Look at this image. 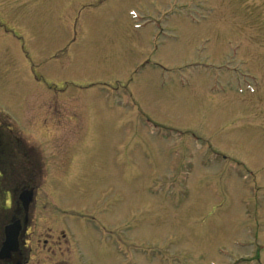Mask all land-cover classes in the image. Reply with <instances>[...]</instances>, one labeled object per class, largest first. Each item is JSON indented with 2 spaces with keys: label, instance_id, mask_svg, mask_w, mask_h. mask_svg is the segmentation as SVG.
<instances>
[{
  "label": "rangeland",
  "instance_id": "374dc122",
  "mask_svg": "<svg viewBox=\"0 0 264 264\" xmlns=\"http://www.w3.org/2000/svg\"><path fill=\"white\" fill-rule=\"evenodd\" d=\"M0 112L41 264H264V0H0Z\"/></svg>",
  "mask_w": 264,
  "mask_h": 264
},
{
  "label": "flooded vegetation",
  "instance_id": "af4514ba",
  "mask_svg": "<svg viewBox=\"0 0 264 264\" xmlns=\"http://www.w3.org/2000/svg\"><path fill=\"white\" fill-rule=\"evenodd\" d=\"M6 123V121L0 120V127L3 128L2 131L9 133L14 132L8 123L10 127L4 125ZM5 147L6 145L0 140V264H41V260L34 258L35 249L32 241L33 233H36L33 228H37L41 224V222L35 218V211L38 208L39 200L37 195L38 192H36V188L30 187L31 183L36 184L35 181H38V175L35 172L37 169L32 170L30 168V166L33 165V160L30 152H28L25 147L16 148L19 156L15 157L13 160L8 157L11 148L5 150ZM13 153L16 154L15 151H13ZM53 167L55 166L52 165V167L48 168L55 171ZM23 195L32 196L33 200L29 205H24L22 199ZM101 229L105 232V239L107 241L111 240V237L112 239L114 238V235L108 233L104 227H101ZM38 231L41 230L39 229ZM58 232L57 236H52V234L47 231L37 243L43 244L45 248L48 247V250L52 251L54 256L56 254L55 251L57 252V250L63 249H66V252L71 255L76 249V246H74V238L69 236L65 231ZM12 233L14 243L11 246L14 250L4 255L2 250L4 246H9L7 242ZM113 241L116 244L119 242L118 240L117 242L116 239H113ZM113 247L114 251L120 254L126 246ZM128 247L129 246L126 247L127 252L133 250L131 249L132 246H130V248ZM78 260H84V264H87L85 261L86 259L84 256L82 257L81 254H79ZM81 261H77V263L81 264ZM49 264L75 263L60 260L56 263L51 262Z\"/></svg>",
  "mask_w": 264,
  "mask_h": 264
},
{
  "label": "water",
  "instance_id": "95a60500",
  "mask_svg": "<svg viewBox=\"0 0 264 264\" xmlns=\"http://www.w3.org/2000/svg\"><path fill=\"white\" fill-rule=\"evenodd\" d=\"M22 199H23L24 205H29V203L33 200L31 195H23ZM12 236H13V233H12ZM12 236H11V238H12ZM11 238L9 240L10 245H12V243H13V240ZM13 250H14V248L12 246L11 247L5 246V249H3L2 252L4 255H6L7 253H9Z\"/></svg>",
  "mask_w": 264,
  "mask_h": 264
},
{
  "label": "bare ground",
  "instance_id": "6f19581e",
  "mask_svg": "<svg viewBox=\"0 0 264 264\" xmlns=\"http://www.w3.org/2000/svg\"><path fill=\"white\" fill-rule=\"evenodd\" d=\"M2 120V119H1Z\"/></svg>",
  "mask_w": 264,
  "mask_h": 264
}]
</instances>
